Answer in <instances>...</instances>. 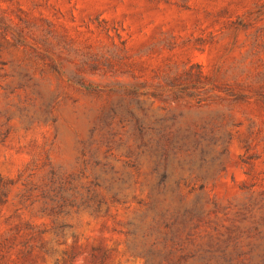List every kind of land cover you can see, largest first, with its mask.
I'll list each match as a JSON object with an SVG mask.
<instances>
[{
  "label": "rangeland",
  "instance_id": "1",
  "mask_svg": "<svg viewBox=\"0 0 264 264\" xmlns=\"http://www.w3.org/2000/svg\"><path fill=\"white\" fill-rule=\"evenodd\" d=\"M164 168L264 199V0H0V264H144Z\"/></svg>",
  "mask_w": 264,
  "mask_h": 264
},
{
  "label": "trees",
  "instance_id": "2",
  "mask_svg": "<svg viewBox=\"0 0 264 264\" xmlns=\"http://www.w3.org/2000/svg\"><path fill=\"white\" fill-rule=\"evenodd\" d=\"M157 167L158 162L152 168V175L157 174ZM167 178L164 168L153 185L156 190L148 205L150 214L140 220L141 227L135 226L127 232L128 250L134 257L142 259L144 264H264V199L249 200L242 210L231 215L227 208L202 195L186 199L176 193L169 199L159 198ZM181 184L189 185L178 180L174 183L175 192ZM93 185L99 186L97 182ZM197 190L201 192L202 185ZM50 191L55 192L54 197L60 196L64 204L67 200L64 194L71 189L52 182ZM2 196L5 193L0 190ZM111 201L117 203L119 199L112 196ZM102 203L97 202L96 209ZM58 209L62 210V205Z\"/></svg>",
  "mask_w": 264,
  "mask_h": 264
}]
</instances>
